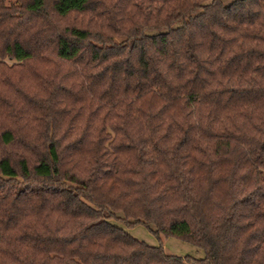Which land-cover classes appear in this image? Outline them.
I'll return each mask as SVG.
<instances>
[{"label": "trees", "instance_id": "trees-1", "mask_svg": "<svg viewBox=\"0 0 264 264\" xmlns=\"http://www.w3.org/2000/svg\"><path fill=\"white\" fill-rule=\"evenodd\" d=\"M223 1L0 0V264H264V0Z\"/></svg>", "mask_w": 264, "mask_h": 264}, {"label": "rangeland", "instance_id": "rangeland-1", "mask_svg": "<svg viewBox=\"0 0 264 264\" xmlns=\"http://www.w3.org/2000/svg\"><path fill=\"white\" fill-rule=\"evenodd\" d=\"M224 4L228 3L227 0L223 1ZM113 224L118 225L113 222ZM119 226V225H118ZM128 235L133 237L136 240L142 241L150 246L157 247L161 246L162 249L170 254L179 257L188 256L193 259H200L202 258V252L183 242H180L176 239L167 238L161 239L159 242L141 225L134 226L132 228L124 229Z\"/></svg>", "mask_w": 264, "mask_h": 264}]
</instances>
